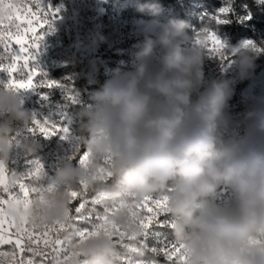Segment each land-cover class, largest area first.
<instances>
[{"label":"clouds","instance_id":"1","mask_svg":"<svg viewBox=\"0 0 264 264\" xmlns=\"http://www.w3.org/2000/svg\"><path fill=\"white\" fill-rule=\"evenodd\" d=\"M156 23L130 70H115L80 112L87 164L64 163L50 181L39 172L38 179L55 190L43 203L34 196L29 219L40 227L66 221L69 192L83 184L105 193L112 225L137 236L129 209L146 199L166 201L172 245L180 249L173 264H264V95L244 113V134L228 142L233 88L225 79L206 80L204 72L218 36L210 25L189 37L183 20ZM232 55L237 77L248 78L255 47L241 42ZM18 91L0 89V165L10 158L15 126L33 121ZM23 213L22 205L9 209L15 218ZM78 251L77 264H121V246L103 233L81 240ZM139 255L144 264L142 250Z\"/></svg>","mask_w":264,"mask_h":264},{"label":"rangeland","instance_id":"2","mask_svg":"<svg viewBox=\"0 0 264 264\" xmlns=\"http://www.w3.org/2000/svg\"><path fill=\"white\" fill-rule=\"evenodd\" d=\"M37 2L41 9L54 12L55 17L51 20L50 28L46 25L37 28L41 39L27 66L21 67V60L17 63V71L9 74L6 66L12 62L14 55L18 53L23 57L26 53H20V46L15 44L14 38L11 51L0 47V65L5 66L0 68V89L7 88L10 79H27L35 72L32 76L34 86L18 91L21 104L29 111L33 121L29 126H15L10 158L6 166L0 165L6 168L8 181L12 180L14 183L22 179L29 187H46L48 184L42 183L35 174L37 168L40 169L39 172L45 173L50 181L64 163L71 162L73 166H79L80 158L84 154L81 136L85 135V121L80 117V112L91 107L93 94L102 88L115 70H130L133 54L138 51L144 34L156 30V22L182 20L173 14L180 9L198 24L188 23L186 31L189 37L198 35L202 28L210 25L212 31L228 46L223 58L212 54L206 59L204 72L206 80L225 79L230 81L233 88V95L226 110L231 124L226 140L234 142L244 134V113L256 97L264 95V0H212V3L201 0H0V28H7L15 33L19 25L23 34L27 25L22 20L13 21V18L21 19L20 11L24 8L31 11V5L35 8ZM146 5H156L158 11L152 13L142 10V6ZM223 8H227L228 12L221 13ZM171 16L172 19H169ZM98 35L105 37L107 42L99 43ZM24 37L28 43L31 42L30 34H24ZM241 42L251 44L258 53L255 68L251 75L243 80L236 75L233 64L236 57L232 55L235 46ZM49 81L56 82L57 86H44ZM35 121L47 122L48 126L58 129L66 128L67 132L57 131L55 135L45 137L39 131L32 130L36 127ZM30 144L34 146L31 154L26 147ZM14 190L18 191V188ZM72 193L83 194L92 199L93 214L96 212V200L100 199L103 218L101 223L111 233L108 236L121 246V264H125L126 257L132 264H141V250L144 264H173V261L161 252L162 248L172 245L170 220L166 213L160 217L164 226L158 224L145 233L142 221L138 222L135 218L140 211L152 215L142 208L148 203L151 207L150 202L153 199H146L143 204L129 209L133 222L140 229V235L137 236L135 232H125L110 223L109 210L104 204L105 193H92L83 184L79 191L69 192L73 200ZM35 195L39 194L30 193L29 198L33 199ZM156 200L161 201L166 209V201ZM77 203L79 200L72 202L66 221L42 227L31 223L29 209L25 210L22 204H12L8 208L5 206L6 215L13 221L16 229H20L25 220L30 229L40 231L65 225L64 230L57 235L61 241L58 249L63 251L53 252L51 248L45 249L47 256L35 257L38 264L40 261L44 264H77L80 258L78 245L82 240L80 232L85 227H91L76 225L73 222L72 210ZM18 205H22L24 213L15 218L9 214V209ZM4 228L7 230L5 235H12L16 231L14 227L10 228L7 222ZM118 231L125 234L124 239L118 238ZM50 235L52 238L56 236ZM40 247L43 248L42 242ZM13 249L14 245H0V251L11 253ZM15 251L17 260L31 257V253L27 251ZM9 259L10 257L3 258L5 262Z\"/></svg>","mask_w":264,"mask_h":264},{"label":"snow or ice","instance_id":"3","mask_svg":"<svg viewBox=\"0 0 264 264\" xmlns=\"http://www.w3.org/2000/svg\"><path fill=\"white\" fill-rule=\"evenodd\" d=\"M221 13L225 14L228 12L227 8H223L220 10ZM21 19L16 20L13 18V21H23L27 27L23 29V34L20 31L19 25H17V30L13 33L11 30L7 28H0V47H3L5 51L12 50V41L14 38V42L16 45L20 46V53H26L23 57L16 53L13 57V60L10 64L6 66V70L9 74L15 73L17 71V63L23 60V63L20 65L21 67H26L28 61L32 58L33 50L38 48V42L41 37L37 30L38 27L48 26L51 27V20L55 17V13L50 9L45 11L40 8L39 3L35 4V8L31 5V11L27 8H24L20 11ZM224 22V21H221ZM24 34H30V43L25 40ZM224 48L223 42L217 37L212 38L211 43V51L214 55L221 56L223 58L222 49ZM4 65H0V68H4ZM35 75V72L32 73V76ZM32 76H29L27 79H10L7 87L20 90V89H29L32 88L33 79ZM44 86L48 88L56 87V82L49 81ZM36 127L32 129L33 131H39L45 137H49L55 135L57 131L67 132V129H58L55 126H48L47 122L41 123L40 121L34 122ZM87 154H83L80 158V164L82 166L86 165ZM6 168L0 167V245H14V249L11 253L6 251H0V264H38L35 260V257H45L48 253L45 249L51 248L53 252L63 251V249H58V245L61 244V241L57 238L59 232L63 231L65 225H60L59 227H50L45 228L43 231L30 229L27 225V220L24 221L22 227L20 229H16L13 221L6 215L5 206L12 204H22L25 210L30 209L32 205V199L30 197V193H38L40 197V201L43 203L46 201V198L50 196L54 190V185H48L46 187H29L24 183V180H16L8 181L6 177ZM40 171L39 168L36 169V173L38 174ZM18 191L14 190L17 189ZM5 195L7 198H5ZM73 200L75 202L79 200L76 207L72 210V219L76 225H90L91 227H85L80 232V238L87 239L90 236L99 235L103 233L105 235H111L108 229L105 227L101 220L103 219L101 216V207L100 199L96 200V212L93 214L92 207L93 201L92 199L86 198L83 194L72 193ZM151 207L149 203L146 207L142 209H147L148 213H152V215H146L142 211L139 212L138 216L135 218L138 222L142 221V227L144 228V233L156 226H164L163 221L161 220V216L165 215V209L163 203L156 199H153L151 202ZM155 209V211H154ZM106 211V210H105ZM8 223L9 227H14L16 229L15 233L12 235H5L6 229L4 228V224ZM50 234H56L55 238H52ZM13 236H15V240H13ZM125 234L118 231V238L124 239ZM41 242L43 243V248L40 247ZM173 245H169L168 247L162 248L161 252L168 259L173 262L176 261L177 254L180 249H173ZM16 249L19 250L20 253L25 251L31 253V257L20 258L17 260ZM4 257H10V259L5 262L3 260ZM184 259V258H181ZM39 264H44L43 261H40ZM125 264H132V261L129 258H125Z\"/></svg>","mask_w":264,"mask_h":264},{"label":"trees","instance_id":"4","mask_svg":"<svg viewBox=\"0 0 264 264\" xmlns=\"http://www.w3.org/2000/svg\"><path fill=\"white\" fill-rule=\"evenodd\" d=\"M201 1H203V2H205V3H212V0H201ZM173 14L176 15V16H175L176 18H181V19H182L183 21H185L187 24H188V23H192V24L198 25L197 22H194V21L190 20V19L188 18V16L185 14L184 10H182V9H180V10L177 11V12H174ZM172 17H173V16H171V18H169V19H172ZM189 21H190V22H189Z\"/></svg>","mask_w":264,"mask_h":264}]
</instances>
